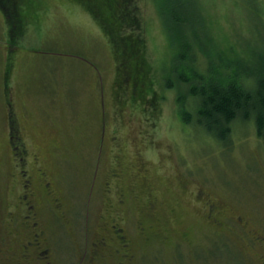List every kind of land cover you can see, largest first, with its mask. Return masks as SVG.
<instances>
[{
	"label": "rangeland",
	"instance_id": "rangeland-1",
	"mask_svg": "<svg viewBox=\"0 0 264 264\" xmlns=\"http://www.w3.org/2000/svg\"><path fill=\"white\" fill-rule=\"evenodd\" d=\"M130 1L137 76L87 7L105 14V2L0 0V264H36L22 250L35 232L45 264H120L112 226L129 239L125 264H264L253 241L264 234V139L251 121L232 126L227 147L183 126L182 46L170 36L184 20L183 41L204 46L192 45L191 64L249 88L258 70L264 80V0L172 1L174 22L161 0ZM22 178L34 230L15 203Z\"/></svg>",
	"mask_w": 264,
	"mask_h": 264
},
{
	"label": "trees",
	"instance_id": "trees-1",
	"mask_svg": "<svg viewBox=\"0 0 264 264\" xmlns=\"http://www.w3.org/2000/svg\"><path fill=\"white\" fill-rule=\"evenodd\" d=\"M107 4L105 14L99 13L96 6L89 5L91 14L97 18V23L107 34L119 54H125L128 61H132L133 76L143 63L140 56L141 41L136 33L137 15L130 0H100ZM161 0L159 7L166 11L162 16L164 21L172 20L170 2L180 3L181 0ZM108 2V3H107ZM189 2V1H188ZM113 6V7H112ZM172 7V6H171ZM187 20V19H186ZM175 24L180 31L173 36L179 42V49L175 52L176 63L173 68L174 81L180 86L177 94L178 113L184 127L192 126L205 136H210L224 147L229 146L232 126L238 121H251L257 137L264 139V80L259 79V70L255 73V81L249 88L242 87L235 73L225 76L218 73L219 77L212 78L208 73L199 72L193 64V44L204 50L201 39H193V44L183 41L184 20L176 19ZM174 24V25H175ZM195 26V25H194ZM193 26V29H195ZM197 26V25H196ZM193 30L190 35L194 37ZM192 33V34H191ZM192 46V48H191ZM203 47V48H202ZM214 67H212V70ZM218 70V69H217ZM215 71V69L213 70ZM224 75V76H222ZM131 81V80H130ZM129 83V77L125 84Z\"/></svg>",
	"mask_w": 264,
	"mask_h": 264
},
{
	"label": "flooded vegetation",
	"instance_id": "flooded-vegetation-1",
	"mask_svg": "<svg viewBox=\"0 0 264 264\" xmlns=\"http://www.w3.org/2000/svg\"><path fill=\"white\" fill-rule=\"evenodd\" d=\"M5 4V3H4ZM3 5V4H1ZM18 132H17V128H13V136H12V143L13 147L16 148L17 150L18 148V140H19V136H18ZM17 145V146H16ZM21 161H23V158H19ZM19 160V161H20ZM22 176L25 177V173L24 171L21 172ZM22 191L21 193H19L15 203L16 204H20L24 207V218L26 219L25 221L27 223H29V227L31 229L34 230V228H37V222L35 221V216H34V209H35V204H34V193H33V189L31 187V181L30 179H25L22 178ZM19 205V206H20ZM207 213L210 214V216H212L213 214H216V206L213 204H209L207 206ZM238 222H243V220L241 218H238L237 220ZM112 230L113 232L116 234L117 236V241L119 246L117 247L116 250V254H118L120 256V258L122 259V262H120V264H125V262L131 263V261L133 260V255L130 252V247H129V239L122 235V230L119 229L116 226H112ZM40 234L35 232L33 234V236L31 237V239L24 245L22 246V250L28 254L29 258L31 259L32 262L36 263V264H45V262H43V260L46 258V255L48 254V250H42L41 249V241H40ZM248 235V234H247ZM254 238L253 241L255 242V244L257 246H261L263 247V252H264V234L262 233H256L254 234ZM249 237V236H248ZM250 239V237H249ZM251 241V240H250ZM94 246V254L97 255V253L99 252V250L105 248L107 246V241L105 239H100L97 240L93 243ZM26 257V255H25Z\"/></svg>",
	"mask_w": 264,
	"mask_h": 264
}]
</instances>
